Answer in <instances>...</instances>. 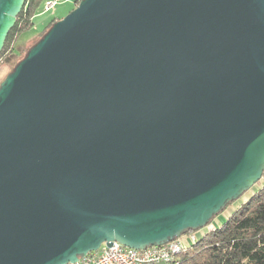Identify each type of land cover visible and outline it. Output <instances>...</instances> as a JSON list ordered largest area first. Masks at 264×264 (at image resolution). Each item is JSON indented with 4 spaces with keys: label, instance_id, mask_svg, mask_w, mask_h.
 Listing matches in <instances>:
<instances>
[{
    "label": "water",
    "instance_id": "95a60500",
    "mask_svg": "<svg viewBox=\"0 0 264 264\" xmlns=\"http://www.w3.org/2000/svg\"><path fill=\"white\" fill-rule=\"evenodd\" d=\"M263 175L264 0H81L0 82V264L165 244Z\"/></svg>",
    "mask_w": 264,
    "mask_h": 264
},
{
    "label": "trees",
    "instance_id": "16d2710c",
    "mask_svg": "<svg viewBox=\"0 0 264 264\" xmlns=\"http://www.w3.org/2000/svg\"><path fill=\"white\" fill-rule=\"evenodd\" d=\"M45 1L26 0L0 58L15 52L21 34L35 25V17ZM80 1L75 0L76 6ZM56 20L50 21L45 30ZM236 209L221 226L189 241L179 253L178 264H264V185ZM192 232L188 233L191 235Z\"/></svg>",
    "mask_w": 264,
    "mask_h": 264
},
{
    "label": "rangeland",
    "instance_id": "374dc122",
    "mask_svg": "<svg viewBox=\"0 0 264 264\" xmlns=\"http://www.w3.org/2000/svg\"><path fill=\"white\" fill-rule=\"evenodd\" d=\"M75 7H76L75 0H61L50 11H45L44 6H42L41 11L35 17V25L21 34V37L15 46L16 47L15 52L11 55L8 54L5 57L0 58V82L6 77V75L9 72L12 71L15 65L25 56L28 49L42 37V35L46 32V30H48V29L45 30L46 25L49 24L50 21H52L54 18H57L58 20L66 16ZM263 185H264V175L259 182L253 185L239 199L233 201L230 206H228L225 210L217 214L209 225H207L202 229L193 231L192 233L196 235V238H200L210 229L221 226L224 222H226L229 219L230 215L233 214L235 210H237L236 208H238L241 204L247 202L252 197V194L258 189H260ZM191 235L189 233H185L178 239L183 241L185 244H187L189 243V241H193L192 239H189Z\"/></svg>",
    "mask_w": 264,
    "mask_h": 264
},
{
    "label": "built area",
    "instance_id": "2783aa9c",
    "mask_svg": "<svg viewBox=\"0 0 264 264\" xmlns=\"http://www.w3.org/2000/svg\"><path fill=\"white\" fill-rule=\"evenodd\" d=\"M60 1L47 0L45 11H50ZM189 239L195 241L197 238L192 234ZM185 247L186 244L179 239L144 249L131 248L115 241L111 246L103 243L98 250L80 257L74 264H178L179 253Z\"/></svg>",
    "mask_w": 264,
    "mask_h": 264
}]
</instances>
